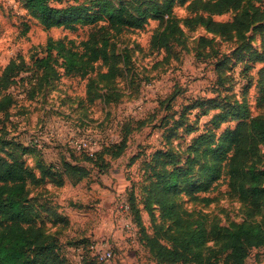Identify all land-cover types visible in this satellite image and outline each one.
I'll list each match as a JSON object with an SVG mask.
<instances>
[{"label": "rangeland", "instance_id": "obj_1", "mask_svg": "<svg viewBox=\"0 0 264 264\" xmlns=\"http://www.w3.org/2000/svg\"><path fill=\"white\" fill-rule=\"evenodd\" d=\"M250 1L264 10V0ZM188 3L173 7L181 20L194 14ZM237 12L230 9L211 17L224 22ZM180 24L183 43L172 45L170 51L150 47L158 19H148L143 27L126 28L110 38L114 52L121 59L126 55L127 62L120 64L122 72L107 84L113 95L104 103L99 97L89 98L87 82L90 76L92 94L103 92L106 82L97 73L105 71V65H97L86 77L59 69L40 83L41 71L34 67V59L45 54L49 37L78 42L96 27L44 28L29 13L24 0H0V73L14 57L17 61L22 58L28 68L19 74L23 78L17 76L6 90L14 102L0 111L7 137L12 144H20L12 149L19 152L25 146L23 158L32 168L38 159L57 170L63 160L89 168L88 176L81 180L54 174L28 188L35 199L36 224L57 236L71 264H183L157 263L154 253L143 245L142 228L149 234L156 228L158 235L174 231L165 229L169 221L158 220L156 204L147 193L158 152L170 151L171 156L162 160L184 162L186 148L196 135L208 128L219 133L235 125L236 119L229 117L217 128L212 125L213 114L234 101L245 100L250 115L264 116L260 90L264 26L253 22L241 37L208 30L201 24L193 28ZM202 36L211 42L199 41ZM208 98L216 99V107H207ZM118 144L120 154L114 156ZM257 150L261 156L255 170L264 167V143L258 141ZM222 153L226 154L224 172L210 188L197 192L209 201L192 199L188 186L179 185L174 196L180 209L191 212L190 218H201L203 226L218 232L217 237L204 242L203 253L223 244L225 230L235 225L260 222L264 226V205L253 208L250 197L241 193V187L247 189L249 183V161L240 163L244 150L235 159L232 148L223 146L218 156ZM197 174L196 181L205 180ZM131 206L140 214L139 225ZM95 246L110 249L112 257L98 263L93 256ZM242 264H264V247H251Z\"/></svg>", "mask_w": 264, "mask_h": 264}, {"label": "trees", "instance_id": "obj_2", "mask_svg": "<svg viewBox=\"0 0 264 264\" xmlns=\"http://www.w3.org/2000/svg\"><path fill=\"white\" fill-rule=\"evenodd\" d=\"M24 1L29 13L44 28L74 30L79 26L96 27L78 42L70 38L49 37L44 46L45 54L34 59V67L41 71L37 78L40 83L57 74L59 69L67 75L86 77L97 65H105L106 70L97 73V77L106 82L103 92L92 94L94 83L90 76L87 82L89 98L99 97L104 103L110 101L113 95L107 84L122 72L120 64L127 62V56L123 55L121 59L120 54L114 52L113 41H109L123 29H139L148 19H158L159 26L150 37V47L170 51L172 45L183 43L180 22L189 28L201 24L208 30L227 35L234 32L241 37H244V32L253 22L264 26V10L250 0H189L188 6L194 14L182 20L175 15L173 7L176 3L184 4L188 0ZM230 9L238 12L229 21H215L211 17L212 14ZM199 10L207 14L197 12ZM199 41L210 43L211 39L202 36ZM258 58L262 59L263 55ZM23 63L22 58H18V61L15 57L11 58L0 73V111L6 110L14 102L6 90L16 82L22 71L28 69ZM260 72L261 97L264 98V67H261ZM18 78L22 79L23 76ZM216 103L215 98L206 100L207 107H216ZM228 117L236 119L235 125L226 126L219 133L208 128L196 135L186 148L188 154L184 162L162 160V157H169L171 153L169 150L158 152L153 172L148 176L147 193L156 204L158 220L169 221L165 229L174 231L158 235L156 228L153 234L142 228L143 245L149 253H154L157 263L242 264L251 247H264V226L260 222L242 223L225 230L223 244L217 248L210 247L203 253L204 242L214 235L217 237L218 232L215 234L212 227L207 229L203 226L201 218H190L191 212L180 209L174 200L180 185L189 187L187 193L192 199L209 201L207 196L199 197L197 192L210 188L224 172L226 154L218 156V151L225 146L234 149L233 159L241 149L244 150L245 157L240 163L249 161L246 166L249 183L247 189L241 187V193L250 197L253 208L264 205V167L255 170V164L261 156L257 152V142L264 143V116L250 115L245 100L234 101L213 114L212 125L217 128ZM7 145L9 147L5 148ZM19 145L18 142L12 144L4 124L0 122V264H71L57 236L45 233L43 225L36 224L35 199L29 195L28 188L31 183L40 182L54 174L81 180L88 176L89 168L63 160L61 170H57L42 159H38L35 168H32L23 158L27 150L25 146L21 145L19 152L12 149ZM120 147L121 144L114 146L117 151L114 156L120 154ZM196 171L197 178L205 177V180L196 181ZM131 210L139 225V212L134 211L133 206ZM150 214L153 216V210Z\"/></svg>", "mask_w": 264, "mask_h": 264}, {"label": "built area", "instance_id": "obj_3", "mask_svg": "<svg viewBox=\"0 0 264 264\" xmlns=\"http://www.w3.org/2000/svg\"><path fill=\"white\" fill-rule=\"evenodd\" d=\"M94 248L93 255L95 256L97 262L109 260L112 257V251L108 248Z\"/></svg>", "mask_w": 264, "mask_h": 264}]
</instances>
